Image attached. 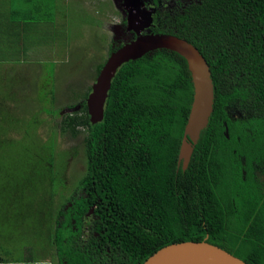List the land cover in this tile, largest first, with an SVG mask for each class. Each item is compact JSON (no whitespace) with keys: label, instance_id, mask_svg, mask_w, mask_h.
Wrapping results in <instances>:
<instances>
[{"label":"trees","instance_id":"trees-1","mask_svg":"<svg viewBox=\"0 0 264 264\" xmlns=\"http://www.w3.org/2000/svg\"><path fill=\"white\" fill-rule=\"evenodd\" d=\"M14 1L43 9L40 0ZM42 1L54 5L56 17L58 0ZM171 18L166 29L161 24L155 31L193 43L214 82V110L188 168L178 166L194 96L186 59L160 48L125 62L112 79L100 122L90 121L86 99L92 88L80 97V109L69 105L61 115V133L79 139L84 132L87 162L79 197L64 193L66 164L56 159L54 132L35 152L22 145L15 167L0 166L3 178L16 183L5 181L12 192L31 191L35 179L49 186L45 199L36 198L38 240L25 243L27 253L17 263L142 264L165 245L207 240L249 264H264V186L253 171L245 179L240 160L264 157V0H192ZM112 45L109 55L120 47ZM47 89L54 99L55 91ZM9 98L5 94L3 101ZM9 131L3 138L11 149L16 140L6 138ZM26 156L34 162L25 163ZM1 249V261L12 263L3 256L11 252Z\"/></svg>","mask_w":264,"mask_h":264},{"label":"rangeland","instance_id":"rangeland-1","mask_svg":"<svg viewBox=\"0 0 264 264\" xmlns=\"http://www.w3.org/2000/svg\"><path fill=\"white\" fill-rule=\"evenodd\" d=\"M119 1L58 0V8L54 11L56 17H53L50 10L54 9V5L40 0L41 7L49 13L46 14V11L35 13L33 20H30L31 25L25 29L20 27L25 21L17 20L20 28L14 33L20 35H15V40L8 38V32L6 33L8 24L6 22L0 24V57L16 59L17 57L9 55L7 51H15L19 47L22 49L18 58L23 57L18 62L21 68L18 78L19 92L18 95L15 94V101L18 104L11 105L14 111L8 109L9 100L3 101L6 94L2 92L3 90H7L6 95L11 96L9 84L3 85V89L0 87L2 106L0 107V166L13 164L15 167L21 155L22 145L30 146L34 151L39 143L48 141L54 132L57 146L56 159L66 164L63 177L67 184L64 193L71 198L79 197L83 193L78 188V181L86 171L84 132L80 134L79 139L76 136H68L60 132L59 122L69 105L73 110L80 109V97L84 98L92 88L97 68L100 64H104L109 56L110 42L118 44L121 40L118 31L122 15L125 17V13L120 7L121 3L120 6L118 5ZM185 1L180 5L181 8L185 6ZM167 3V8L160 11L164 21L172 19L171 16L178 11V8L170 6L171 0H167ZM2 8L0 6V9ZM170 8L173 9L172 12L169 11ZM31 71L47 73L50 77L37 75L38 73L29 74ZM28 77L34 79L40 77V79L32 84ZM47 83H49L48 87L51 86L55 91L54 99L50 95L51 91L47 89ZM37 86L41 90L40 94H35ZM39 95L45 97L44 102L38 100ZM13 112L11 119L10 114ZM35 119L40 121L37 128L33 126ZM12 120L14 123L10 129L9 124ZM5 129L13 133L11 135L13 138L10 136L12 133H7L6 138L16 140L12 143L11 149L4 147ZM26 129L28 133L22 135L21 132ZM25 158V163L30 160L31 163L34 162L32 157ZM0 170H3V167ZM5 181L16 186L12 180L4 179L0 172V250L1 248L9 250L11 254L3 256L12 260V263L2 262V264H19L14 259L27 253L25 243L38 240V225L39 222L42 223V217L36 198L45 199V192L49 186L46 184L39 186L38 180L35 179L31 191L15 188L16 192H12L13 188L12 190L4 188ZM13 193L14 197H12ZM3 195L7 196L4 198ZM30 201L32 202L30 208L20 209L29 205ZM71 205L72 202L68 207ZM40 237H44L42 227H40Z\"/></svg>","mask_w":264,"mask_h":264},{"label":"water","instance_id":"water-1","mask_svg":"<svg viewBox=\"0 0 264 264\" xmlns=\"http://www.w3.org/2000/svg\"><path fill=\"white\" fill-rule=\"evenodd\" d=\"M126 1V0H125ZM121 3V6L119 5ZM141 0L119 1L122 11L131 7L129 28L140 31V26L149 27L152 15L140 9ZM140 25V26H139ZM141 28V29H142ZM165 48L182 55L188 64L194 87V96L185 126L178 166L186 170L191 162L195 147L202 131L208 126L214 110V82L207 59L199 49L188 40L169 33L139 34L134 40L112 52L101 68L86 99L90 121L100 122L104 117L105 104L111 88L112 79L119 67L127 61L135 60L157 49ZM142 264H249L226 249L202 241H180L161 247L151 254Z\"/></svg>","mask_w":264,"mask_h":264},{"label":"crops","instance_id":"crops-1","mask_svg":"<svg viewBox=\"0 0 264 264\" xmlns=\"http://www.w3.org/2000/svg\"><path fill=\"white\" fill-rule=\"evenodd\" d=\"M0 6L3 8L0 9V24L2 22H6L8 24V30H6V33L8 32L9 37L8 38H13L15 40V35H20L18 33H14V31L20 27L29 28L30 20H33V17L35 13L41 12L43 9L39 7V5H36L33 3V7L29 5H24L19 7V4L14 1V0H0ZM17 20H24L25 22L22 23L19 27V24L17 23ZM11 30V32L9 31ZM27 35V34H23ZM21 38V37H20ZM22 40V39H21ZM22 47H19L15 51H10L8 50L7 53L11 56L17 57L16 59H3L0 57V87L3 89V85H6L7 83L9 84L10 87V94L12 98H9L8 100V109L9 111H14V108L11 105L18 104V102L15 101V94L18 95L19 92V84H18V78L20 76V68L21 66L19 65L18 62L23 59V57H20V50ZM30 59H33L29 57ZM57 72V71H56ZM38 72L36 71H31L29 74L36 75ZM37 75L40 76H48L50 77L49 74L47 73H38ZM9 79V81H7ZM30 83H35L39 81L40 77L38 79H34L33 77H28ZM47 79V78H46ZM46 86H49V83L46 84ZM2 92L8 94L7 90H3ZM0 107H2L0 105ZM14 115V112L13 114ZM1 258V257H0ZM11 263V262H10ZM0 264H2V261L0 259Z\"/></svg>","mask_w":264,"mask_h":264},{"label":"flooded vegetation","instance_id":"flooded-vegetation-1","mask_svg":"<svg viewBox=\"0 0 264 264\" xmlns=\"http://www.w3.org/2000/svg\"><path fill=\"white\" fill-rule=\"evenodd\" d=\"M123 1L126 3L127 0L126 1L123 0ZM183 1L184 0H180V1L171 0L170 6L171 7L173 6L175 9L178 8V10H180L182 9L180 5L182 4ZM191 1L192 0H186L184 2V5H185L184 7H186ZM167 6H168L167 0H141L140 9L145 11L144 12L145 15H149L150 13L152 15L153 22L151 23L149 27L145 26L144 28H142V26L139 25L140 26L138 27L140 28L139 32L135 29L129 28L128 18H129V14L131 13V7L130 6H128V8L125 7V11H124L125 17L122 15V18H121L122 22H121V25L118 31V33L121 34V40L118 42V44H113L112 46L116 47L120 45L121 47L124 44L134 40L139 34L167 33V32L155 31L156 28L160 29L159 27H161V24H163L164 29L168 27L167 26L168 20L164 21L160 14V11H163V9H166ZM169 11L172 12L173 9L170 8ZM229 113L233 117H235L236 115H238L239 117L242 116V112L238 110L236 111L229 110ZM234 151H236V149ZM240 160H241L242 173L245 179H247V175L249 174V171H253L255 175V179H258V181L264 186V157L261 156L258 160L250 161L244 155H240ZM262 192H264V189L262 190ZM241 204L242 202L237 207V215H240V212L242 211L240 209ZM61 218L64 219V216ZM253 238L256 240L260 239L258 237H253Z\"/></svg>","mask_w":264,"mask_h":264}]
</instances>
